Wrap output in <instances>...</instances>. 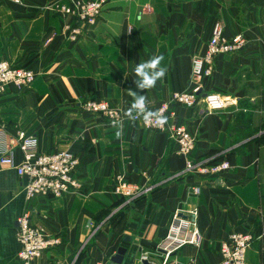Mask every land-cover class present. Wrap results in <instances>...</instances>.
Instances as JSON below:
<instances>
[{
  "label": "crops",
  "instance_id": "crops-1",
  "mask_svg": "<svg viewBox=\"0 0 264 264\" xmlns=\"http://www.w3.org/2000/svg\"><path fill=\"white\" fill-rule=\"evenodd\" d=\"M102 1L97 22L71 42L63 32L69 17L50 8L67 0H0V60L35 76L26 90L5 88L0 126L32 134L41 153L66 150L79 161L75 191L30 201L23 179L0 166V264H19L16 218L25 209L32 212L31 224L54 241L32 264H107L118 247L125 249L122 264H141L143 253L147 262L162 264L156 246L171 212L189 208L197 209L201 244L178 249L164 264H218L219 244L233 231L250 236L246 264H264L261 152L248 139L230 144L229 138L239 116L264 121V0L249 6L234 0ZM215 22L224 38L241 35L243 44L213 59L199 96L218 93L232 104L216 112H206L201 102L172 105L170 118L193 138L191 160L227 163L211 180L183 171L186 158L166 134L125 112L133 101L129 91L145 95L150 110L188 91L190 61L203 53ZM153 55H163L166 75L154 88L139 90L134 68ZM86 99L106 101L121 119L108 124L83 112L79 105ZM116 175L138 189L151 188L125 203L112 193ZM193 186L197 195L190 193ZM102 211L109 213L97 221Z\"/></svg>",
  "mask_w": 264,
  "mask_h": 264
},
{
  "label": "built area",
  "instance_id": "built-area-1",
  "mask_svg": "<svg viewBox=\"0 0 264 264\" xmlns=\"http://www.w3.org/2000/svg\"><path fill=\"white\" fill-rule=\"evenodd\" d=\"M14 2L15 0H7ZM102 0H67L64 4L54 2L50 8L56 13L69 17L68 23L63 27L65 38L75 41L82 28L94 25L100 15ZM243 44L242 36L235 35L229 39L224 38L223 29L219 22L212 25L210 37L204 51L200 56L190 61V89L184 92L173 93L167 102L160 103L155 110L167 117V122L158 126L154 121H145L142 116L133 115V121L139 122L144 128L156 130L166 134L174 146L176 154L186 158L183 171L214 179L227 169L224 161L206 163L193 161L189 158L193 148V138L186 128L175 125L170 120L172 105L190 108L201 102L206 112H216L232 104L228 98L218 93H205L202 97L197 94L200 83L211 74V63L217 55L227 54L239 50ZM34 74L24 68L15 67L0 60V96L8 86L17 90H26L34 81ZM79 108L83 112L102 116L108 124H114L121 119L117 109L111 107L106 101L99 99H86ZM18 156L16 161L15 156ZM79 161L77 157L66 150H52L41 153L37 148V139L32 134L16 130L7 133L0 126V166L15 171L23 179L22 192L24 199L30 201L35 198L57 199L78 188L74 173ZM151 186L138 189L127 183L122 176L113 178L112 193L123 199L125 203L139 195L148 192ZM198 186L190 188V193L197 195ZM32 212L25 209L16 218L15 240L17 243L16 258L19 264H32L41 253L54 244L44 232L31 224ZM201 234L197 227V209H174L171 212L165 234L156 246L163 262L170 258L178 249L191 246L197 248L201 244ZM250 244V236L240 232H230L218 247V264H246L245 251ZM147 253L140 255L141 262H147ZM162 262V264H164ZM91 264H103L93 262Z\"/></svg>",
  "mask_w": 264,
  "mask_h": 264
},
{
  "label": "clouds",
  "instance_id": "clouds-1",
  "mask_svg": "<svg viewBox=\"0 0 264 264\" xmlns=\"http://www.w3.org/2000/svg\"><path fill=\"white\" fill-rule=\"evenodd\" d=\"M164 60L163 55H153L150 59L137 64L134 68L136 88L146 90L154 88L159 80H162L166 75V68L162 67ZM128 95L133 98L132 103L126 110L125 115L129 119H135L133 112L143 117L147 121H154L156 125L162 126L167 122V117L163 116L158 110H150L147 107L148 100L143 94H138L137 91H129ZM122 130L116 132V136L120 137Z\"/></svg>",
  "mask_w": 264,
  "mask_h": 264
},
{
  "label": "trees",
  "instance_id": "trees-1",
  "mask_svg": "<svg viewBox=\"0 0 264 264\" xmlns=\"http://www.w3.org/2000/svg\"><path fill=\"white\" fill-rule=\"evenodd\" d=\"M234 3L245 6L263 5V0H234ZM264 7V6H263ZM230 144L238 143L248 139L247 143L254 142L259 146V158L264 165V121L263 118L254 120V116L246 113L245 116H239L229 131ZM166 177V176H165ZM259 195L260 199H264L263 182L259 176ZM109 212L102 211L97 214V221L102 220ZM109 217L108 219H110Z\"/></svg>",
  "mask_w": 264,
  "mask_h": 264
},
{
  "label": "water",
  "instance_id": "water-1",
  "mask_svg": "<svg viewBox=\"0 0 264 264\" xmlns=\"http://www.w3.org/2000/svg\"><path fill=\"white\" fill-rule=\"evenodd\" d=\"M197 94H199V92ZM124 253H125V249L122 247H118L114 252V254H112L108 258L107 264H122ZM141 264H151V263L144 261Z\"/></svg>",
  "mask_w": 264,
  "mask_h": 264
},
{
  "label": "rangeland",
  "instance_id": "rangeland-1",
  "mask_svg": "<svg viewBox=\"0 0 264 264\" xmlns=\"http://www.w3.org/2000/svg\"><path fill=\"white\" fill-rule=\"evenodd\" d=\"M102 10H103V9L101 8L100 15H101V13H102ZM100 15H99V16H100Z\"/></svg>",
  "mask_w": 264,
  "mask_h": 264
}]
</instances>
